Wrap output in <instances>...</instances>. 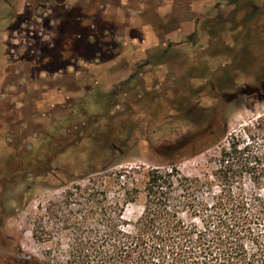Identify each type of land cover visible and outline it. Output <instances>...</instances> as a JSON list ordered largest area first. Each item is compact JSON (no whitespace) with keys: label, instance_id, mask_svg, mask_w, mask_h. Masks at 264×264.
Returning <instances> with one entry per match:
<instances>
[{"label":"rangeland","instance_id":"374dc122","mask_svg":"<svg viewBox=\"0 0 264 264\" xmlns=\"http://www.w3.org/2000/svg\"><path fill=\"white\" fill-rule=\"evenodd\" d=\"M65 1L0 0V264L44 260L51 245L33 238L36 221L61 227L49 203L65 211L63 196L90 178L103 177L110 196L135 188L125 212L134 222L149 172L168 169L153 149L195 129L182 121L195 104L202 128L203 108L219 105L227 135L181 163L184 176L216 181L224 148L262 142L264 98L237 91L264 69V0ZM242 187L264 196L248 174Z\"/></svg>","mask_w":264,"mask_h":264},{"label":"trees","instance_id":"16d2710c","mask_svg":"<svg viewBox=\"0 0 264 264\" xmlns=\"http://www.w3.org/2000/svg\"><path fill=\"white\" fill-rule=\"evenodd\" d=\"M253 77L240 85L238 94L264 98V69ZM233 81L221 82L213 99L221 102V92H229ZM130 84H122L119 96L130 90ZM79 107L91 108L88 100ZM196 107L182 118L195 125L194 130L153 149L168 169L149 172L142 192L143 211L134 222L125 219V212L140 193L132 188L123 197L110 196L103 177L90 178V185L75 188L78 194L69 191L63 196L66 210L59 212L61 216L55 210L59 204L49 203L47 211L61 227H46L41 218L36 221L33 238L51 245L44 260L20 254L16 264H264V196L248 195L242 187L246 174L264 184V131L259 132L262 142L256 141L259 135H251L253 146L248 143L239 150L233 144L222 150L223 175L216 181L189 178L178 166L227 135L226 116L219 105L203 108L208 119L205 128L197 125ZM112 150L103 147L100 155ZM72 203L78 205L77 211L71 209Z\"/></svg>","mask_w":264,"mask_h":264},{"label":"flooded vegetation","instance_id":"af4514ba","mask_svg":"<svg viewBox=\"0 0 264 264\" xmlns=\"http://www.w3.org/2000/svg\"><path fill=\"white\" fill-rule=\"evenodd\" d=\"M66 1H67V0H66ZM66 1H65V2H66ZM10 5L12 6V4L9 3V2H5V3H4V6H5V7H6V6L9 7ZM1 12H2V10L0 9V15H1Z\"/></svg>","mask_w":264,"mask_h":264},{"label":"crops","instance_id":"0c3cea01","mask_svg":"<svg viewBox=\"0 0 264 264\" xmlns=\"http://www.w3.org/2000/svg\"><path fill=\"white\" fill-rule=\"evenodd\" d=\"M52 93H53L54 95H57V94H56V92H55V93H54V92H52ZM58 95H59V94H58ZM59 96H60V95H59ZM49 97H52V94H51V95H49ZM54 97H55V96H54Z\"/></svg>","mask_w":264,"mask_h":264}]
</instances>
